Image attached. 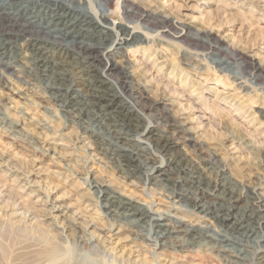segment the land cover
<instances>
[{
  "label": "bare ground",
  "instance_id": "obj_1",
  "mask_svg": "<svg viewBox=\"0 0 264 264\" xmlns=\"http://www.w3.org/2000/svg\"><path fill=\"white\" fill-rule=\"evenodd\" d=\"M90 2L0 0V56L4 53L3 49L6 50L16 42L18 35H27L28 42H23L27 54L22 64L26 69L18 70L17 73L14 71V74L26 83H43L44 91L50 94L61 109H67L72 114L69 118L78 120L75 121L77 124L83 117L87 118L84 121L88 125L81 122L84 133H89L88 148L100 150L97 153L88 152L93 164L91 169L86 164L84 166L87 178L83 185H86L87 191L69 199L76 183L73 182L70 186L69 176H66L64 182H60L66 172L57 168L53 170V175L41 176L37 165H28L31 160L29 155L21 154V157L16 152L15 163H5L6 155L1 149L0 165L4 163L8 168L3 177L9 176L13 178V182L9 184L7 180H0V264H207L176 260L167 253L168 249L177 248L184 251L216 248L222 253L220 256L226 260V264H243L242 261L249 260V247L253 248L251 260L254 264H264V195L260 183L257 185L247 178L243 181L233 179L225 164L207 170L202 166L205 150L199 144L189 154H171L169 162L174 164V171L164 179L166 190H163V194L171 199L169 203L172 204L176 197L187 199L191 209L184 211L201 209L205 215L202 218L207 217L212 225L214 222L215 227L192 224L187 227L179 217L175 221L170 220L167 217L169 212H166L167 209L163 211L159 201H147L144 198L146 204L143 205L131 194L118 191L116 195L110 185H106L104 180L96 179V175L91 172L98 161L93 157L98 158L102 154L100 160L106 159L107 167L134 176L138 172L137 162L150 160L153 154L160 155L171 148L174 138L168 135L171 131L169 129L175 128L179 123L176 120L167 121L163 133L150 129V151L136 145L133 134H139L144 123L138 115V102L141 100L137 99L138 95L134 96L136 89L127 85L128 68L125 64L119 69L107 61L106 68L110 70L106 73L108 77L105 73H96L99 64L108 56L105 49L113 39L109 37L111 35L106 27L98 24L96 17L86 11V6H92ZM128 8L124 10L125 13L128 17H134L136 10L130 5ZM95 10V14H98ZM102 15L104 16L103 11ZM144 16L143 13L140 15ZM166 23L168 21L163 27H177V23ZM126 35L129 37L131 34ZM123 38L117 35L115 40ZM219 42H213L215 45H209V48L220 52ZM148 52L143 49V58H137L134 64H138L142 73L148 72L151 76L148 81H151L157 79L165 64L157 68L160 62L152 59L155 56L147 59ZM150 65L157 68V71L154 69L157 75L152 76L150 69H146ZM112 74H117V77L114 78L115 75ZM258 75L260 76V72ZM171 77L168 76V79ZM186 83L181 82V87L187 89ZM200 86V83L195 85L186 97L190 105L194 104L192 99L205 102ZM224 93L226 96L218 98L220 101L232 102L237 107L235 110L245 111L244 96H237L232 91ZM218 95L220 97L217 91ZM99 123L105 127L102 132L91 128ZM258 141V144H264V133ZM235 148L236 151L242 149L239 143ZM241 151L246 152L244 148ZM110 152L114 157L109 155ZM238 157L243 159L245 155L240 154ZM33 160L36 161L34 158ZM100 162L98 164L102 163ZM151 167L148 166L147 169ZM147 180L149 179L146 178ZM185 184L190 185L192 190L187 193L182 191L180 187ZM32 186L36 188L30 190L29 187ZM208 194H212L215 199L205 201ZM242 198L246 200L243 212L235 215L234 209ZM175 208L182 209L177 206ZM123 218L127 222L117 224ZM127 225L134 227L131 229L134 236L119 237ZM205 227L213 231L214 235L205 231ZM125 238L131 243L123 241Z\"/></svg>",
  "mask_w": 264,
  "mask_h": 264
},
{
  "label": "rangeland",
  "instance_id": "obj_2",
  "mask_svg": "<svg viewBox=\"0 0 264 264\" xmlns=\"http://www.w3.org/2000/svg\"><path fill=\"white\" fill-rule=\"evenodd\" d=\"M82 1H91L92 6H86V11L96 17L98 24L106 27L111 35L109 37L113 39L105 49L108 56L106 55L101 65L99 64L96 73L100 75L105 73L108 77L106 73L110 70L106 68L107 61L119 69L125 64L128 68L127 85L136 89L134 96L138 95L137 99L141 100L138 102L140 110L138 115L144 123L141 132L133 134L136 145L150 151L152 142L148 136L152 131L165 132L169 120V122L176 120L179 123L175 128L169 129L171 131L168 135L174 138L171 148L160 155L153 154L154 159L151 157L150 160L137 162L138 172L132 177L107 167L105 164L107 160H100L102 154H99L98 158L93 157L98 160L91 170L96 179L104 180L106 185L115 190L114 194L117 195L119 192L131 194L143 205L146 204L144 198H147V201H159L163 211L167 209L166 212H169L168 219L175 221L179 217L184 220V226L189 227L192 224L215 227L214 222L212 225L207 217L202 218L205 215L201 209H195L193 212L184 211L191 209L187 199L176 197L172 204L169 203L171 199L164 197L163 194L166 190L164 179L174 171V164L169 162L171 154L176 152L189 154L199 144L198 146L205 150L203 167L210 171L219 164L228 165L230 177L238 181L247 178L257 185L260 183L264 195V144L263 142L258 144L261 134L264 133V0ZM129 5L136 10L137 15H133L134 17H128L124 11L129 9ZM94 9L98 14H95ZM102 11L104 16H101ZM142 13L144 17H140ZM166 21L177 23L175 24L177 27H163ZM126 34L131 35L128 37ZM117 35L120 38L125 35L128 39L115 40ZM15 41L18 44L14 42L12 46H8L7 51L3 49L4 53L0 56L2 58L0 151L4 150L5 163H15V158L21 154L29 155L31 160L36 159L28 161V165H37L39 167L37 171H40L41 176L49 177L57 168L66 172L60 182H64L66 176H69L68 184L71 186V183L75 182L76 187L68 198L76 197L80 192L87 191L86 185H83L87 178L84 166L86 164L88 169H91L93 164L89 160V153H97L100 150L88 148L89 133H84L83 128L87 124L84 121L87 118L83 117L77 124L78 120L69 118L72 114L67 109H61L50 94L44 91L43 83L36 81L26 83L24 79L20 80L14 74V71L17 73L18 70L26 69L22 64L27 54L24 45L28 42V36L18 35ZM216 41H220L218 45L221 48L220 52H214L209 48L211 45L214 46L213 42ZM143 49L149 51L146 53L147 59L155 56L152 59L160 62L157 68L165 64L158 75L156 67L150 65L146 68L150 69L152 76L157 75L156 80L148 81L151 77L149 73H142L138 64H134L137 58H143ZM259 72L262 78L258 75ZM114 75L116 78L117 74H112ZM168 76H172L171 79H168ZM181 82H187L188 88L181 87ZM198 83L203 92V96H200L204 97L205 102L201 103L194 97L196 100L191 98L194 103L192 106L186 97ZM217 91L220 97L217 96ZM226 91L244 96L246 99L244 112L235 110L237 107L230 101L227 103L219 100L226 96L224 93ZM81 93L85 94L83 91ZM134 99L136 101V98ZM203 116L205 119H202ZM81 121L85 122L84 125ZM91 128L100 132L105 129L100 123ZM238 143L246 152L241 151L242 149L236 151L235 145ZM16 152L18 154L15 156ZM240 154L245 155V158H239ZM109 155L114 157L111 152ZM99 162L101 164H98ZM0 166V180H7L11 184L13 178L3 177L5 169H8L6 164ZM148 166L153 168L147 169ZM126 169L129 170L128 167ZM130 172L128 171L129 174ZM146 178L149 180L146 181ZM29 188L33 190L36 186ZM180 188L186 193L192 190L190 185L186 184ZM214 199L212 194H208L205 201ZM245 204L244 198L238 201L234 209L235 215L242 214ZM176 206L183 210L176 209ZM124 222H127L125 218L118 220L117 224L123 225ZM132 228L134 227L128 225L124 227L119 237L131 235L132 238L134 236ZM204 229L214 235L207 227ZM143 232L146 233L145 230ZM123 241L131 243L127 238ZM249 250L250 253L247 255L249 260L242 261L243 264H254L251 260L253 248L249 247ZM167 253L180 261L226 264V260L220 256L222 253L216 248L207 251L190 249L184 251L177 248L168 249Z\"/></svg>",
  "mask_w": 264,
  "mask_h": 264
}]
</instances>
